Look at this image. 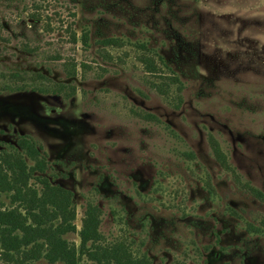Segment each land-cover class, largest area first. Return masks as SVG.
I'll use <instances>...</instances> for the list:
<instances>
[{
    "label": "rangeland",
    "instance_id": "obj_1",
    "mask_svg": "<svg viewBox=\"0 0 264 264\" xmlns=\"http://www.w3.org/2000/svg\"><path fill=\"white\" fill-rule=\"evenodd\" d=\"M19 135L72 192L74 244L91 202L149 264H264V0H0V145Z\"/></svg>",
    "mask_w": 264,
    "mask_h": 264
},
{
    "label": "trees",
    "instance_id": "obj_2",
    "mask_svg": "<svg viewBox=\"0 0 264 264\" xmlns=\"http://www.w3.org/2000/svg\"><path fill=\"white\" fill-rule=\"evenodd\" d=\"M81 40L87 42V31ZM109 41L117 44L118 39ZM144 63L149 71L155 69L148 58ZM145 117L156 120L150 114ZM212 146L219 163L228 169L215 142ZM47 165L46 155L30 136L19 135L14 143L0 145V253L4 259L14 264L41 259L48 264H78L83 258L94 264H149L146 256L134 255L123 241L104 240L99 230L101 210L91 202L84 206L78 244L69 241L66 235L76 232L73 194L43 175Z\"/></svg>",
    "mask_w": 264,
    "mask_h": 264
}]
</instances>
